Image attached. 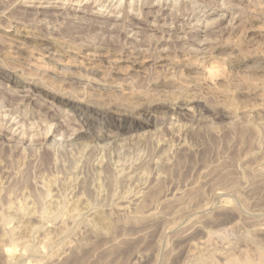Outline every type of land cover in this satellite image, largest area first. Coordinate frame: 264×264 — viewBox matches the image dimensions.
<instances>
[{
	"label": "rangeland",
	"instance_id": "obj_1",
	"mask_svg": "<svg viewBox=\"0 0 264 264\" xmlns=\"http://www.w3.org/2000/svg\"><path fill=\"white\" fill-rule=\"evenodd\" d=\"M149 1L0 0V264L264 259V0ZM47 36L80 57L105 48L114 58L99 69L72 53L56 62L39 45ZM128 36L149 49L139 74ZM197 41L204 55L189 51ZM68 93L81 102L67 103ZM119 107L143 109L146 129L108 130L107 111ZM80 112L94 114L95 128ZM51 199L83 215L40 217Z\"/></svg>",
	"mask_w": 264,
	"mask_h": 264
},
{
	"label": "bare ground",
	"instance_id": "obj_2",
	"mask_svg": "<svg viewBox=\"0 0 264 264\" xmlns=\"http://www.w3.org/2000/svg\"><path fill=\"white\" fill-rule=\"evenodd\" d=\"M147 1V0H146ZM153 0H151V1H149V3L150 2H152ZM163 1V0H162ZM82 2V1H81ZM89 2V1H88ZM109 2V1H108ZM50 3V2H49ZM80 3V2H79ZM81 4V3H80ZM98 4V3H97ZM145 4V3H144ZM157 4V3H156ZM69 5V4H68ZM77 5H78V3H77ZM102 5V4H101ZM146 5V7L147 6H149L148 4H145ZM145 5H143L144 7H145ZM151 5H153V4H151ZM159 5V4H158ZM157 5V6H158ZM161 5V4H160ZM164 5V4H163ZM175 5V4H174ZM64 6V5H63ZM63 6H62V8H63ZM66 6V5H65ZM76 6V5H75ZM100 6V5H99ZM103 6V5H102ZM108 6V5H107ZM122 6V5H121ZM120 6V7H121ZM142 6V5H141ZM211 6V5H210ZM70 7V6H69ZM68 7V8H69ZM80 7H81V5H80ZM94 6H92V8H93ZM128 7H130V6H128ZM145 7V8H146ZM151 7H153V6H151ZM150 6H149V8H151ZM68 8H66V9H68ZM77 8V7H76ZM124 8V7H123ZM164 8H166V5H165V7ZM164 8H162V6H160L159 7V9H164ZM60 9V8H59ZM73 8H71V10H72ZM96 9V8H95ZM144 9V8H143ZM167 9V8H166ZM169 9V8H168ZM60 10H62V9H60ZM73 10H76V9H73ZM79 10V9H78ZM78 10H76V11H78ZM102 10V9H101ZM106 10V9H105ZM165 10V9H164ZM174 10V9H173ZM40 11V10H39ZM104 11V10H103ZM140 11H142V7H141V10ZM148 11H149V9H148ZM153 11V10H152ZM115 12V11H114ZM159 12H163V10L162 11H158V13ZM86 13V12H85ZM99 13V12H98ZM97 13V14H98ZM113 13V12H112ZM117 13V12H116ZM119 13V12H118ZM125 13H126V11H125ZM143 13V12H142ZM147 13V12H146ZM149 13V12H148ZM153 13H157V10H156V12H154L153 11ZM153 13H151V14H153ZM164 13V12H163ZM92 14H94V13H92ZM91 14V15H92ZM115 14V13H114ZM132 14V13H131ZM130 14V15H131ZM85 15V14H84ZM83 15V16H84ZM129 15V16H130ZM133 15H135L134 13H133ZM158 15V14H157ZM161 15H163V14H161ZM165 15V14H164ZM95 16V15H94ZM98 17H100V18H108V19H113V20H118V18H117V16L115 15H111L110 16V13L108 14H104V12H102L101 14H98L97 15ZM123 16H126V14L125 15H123ZM141 16V15H140ZM153 16H155V15H153ZM160 16V15H159ZM132 17V16H131ZM137 17V16H136ZM138 17H139V15H138ZM137 17V18H138ZM145 17V16H144ZM157 17V16H156ZM150 18H151V16H150ZM160 18V17H159ZM122 19H124L123 17H122ZM142 19V18H141ZM157 19V18H156ZM186 19V18H185ZM198 19H200V18H198ZM208 19V18H207ZM116 20V21H117ZM143 20H144V18H143ZM155 20V19H154ZM160 20V19H159ZM201 20V19H200ZM199 20V21H200ZM120 21V20H119ZM124 21V20H123ZM140 21V20H139ZM142 21V20H141ZM202 21H203V19H202ZM126 22V21H125ZM148 22V21H147ZM153 22L154 21H152V23L151 24H148V25H152L153 24ZM186 22V21H185ZM190 22V21H189ZM201 22V21H200ZM64 23V22H63ZM139 23V22H138ZM62 24V23H61ZM100 24V23H99ZM133 24V23H132ZM131 24V25H132ZM140 24V23H139ZM146 24V25H147ZM178 25H180L179 23H177ZM185 24V23H184ZM62 25H64V24H62ZM96 26H97V23L95 24ZM94 25V26H95ZM154 26L155 25H157V24H153ZM189 25H191L190 27H189V29L191 28V29H196L198 26H200V23L198 22V24H193L192 25V23L190 22L189 23ZM126 26V25H125ZM135 26V25H134ZM141 26V25H140ZM160 27H161V25H159ZM167 26H169L168 24H167ZM174 26V25H173ZM181 26V25H180ZM207 26V25H206ZM108 27V26H107ZM109 27H112L113 28V30H115V29H117V28H114V27H117V26H109ZM153 27V26H152ZM156 27V26H155ZM157 27H158V25H157ZM159 27V28H160ZM164 27V26H163ZM177 27H179V26H177ZM184 27V26H183ZM187 27H188V25H187ZM186 27V28H187ZM165 28H167V30H169V31H172V30H175L174 28H175V26L174 27H172L171 26V24H170V27H166L165 26ZM185 28V29H186ZM110 29V28H109ZM108 29V30H109ZM128 29V28H127ZM142 29V28H141ZM154 29V28H153ZM157 29V28H156ZM155 29V30H156ZM184 29V30H185ZM112 30V29H111ZM119 30V29H118ZM121 30V29H120ZM155 30H153V31H155ZM162 29H160V31H161ZM166 30V29H165ZM165 30H164V32H165ZM180 30V29H179ZM123 31V30H122ZM121 31V32H122ZM127 31H129V30H127ZM124 32V31H123ZM183 32V31H182ZM120 33V32H119ZM137 33V32H136ZM136 33L134 32V35L136 36ZM186 33V32H185ZM167 34H168V32H167ZM166 34V35H167ZM169 35V34H168ZM26 36H28V37H31L30 35H26ZM48 37V36H47ZM119 37V36H118ZM171 37V36H170ZM170 37H169V41H167V40H165L166 42H170L171 41V39H170ZM179 37V36H178ZM39 38V37H38ZM128 38L131 40V42L129 41V43L127 44L128 46H132V48L134 49L133 51H130L129 53H130V56L132 57V59H130L131 61H130V64H131V66H130V68L132 69V71L133 72H135V73H137V74H139L140 72H142V70H141V68H143V63H142V61H143V57L145 56V53L146 52H148V50L147 49H141V47H143V46H141L140 48L139 47H137L136 45V43H140L141 42V40L142 39H136V37L135 38H133V36H128ZM174 38V37H173ZM183 37H181L180 39L179 38H177L178 40H185V39H182ZM36 39V38H35ZM25 40H26V38H25ZM22 41V40H21ZM143 41V40H142ZM175 41V40H174ZM190 41V40H189ZM23 42V41H22ZM25 42V41H24ZM92 42H95V41H92ZM177 42V41H176ZM195 42V41H194ZM197 42H199V41H197ZM196 42V44H198V48H196L195 50L193 49V50H190V48H189V51H191V52H194V53H196L197 55H199V54H202V53H204V51H206L207 49L206 48H208V47H206L205 45H206V43H203V41L202 42H199V43H197ZM37 43V42H36ZM145 44H146V42H144ZM189 43V42H188ZM32 44V43H31ZM187 44V43H186ZM24 45V44H23ZM39 45L41 46V48H44L46 51H48L49 53L51 52V54H49L50 56L49 57H52V59L53 60H55L56 62H64V60L66 59V58H68L69 56H70V53H72V54H76V58L78 59H81V57L83 58V59H85L86 61H89L88 62V64L90 63V61H94L93 62V68H98L99 67V64L100 65H102L101 63H105V61H107L106 59H108V57L109 58H111L110 59V61L112 60V58H114V57H110V54L111 53H109L108 52V49L107 50H105V48H104V50H103V52H101V53H99L100 51H91V52H82V56L80 57V56H78V53H75L74 52V50H71L70 49V47H69V45H68V43H67V40L66 41H56L55 39L53 40V39H51V38H42V39H40L39 40ZM141 45H142V43H141ZM147 45V44H146ZM189 45V44H188ZM27 46V45H26ZM38 46V45H37ZM78 46H80V45H78ZM82 46V45H81ZM89 46V45H88ZM126 46V45H125ZM128 46H127V49H128ZM170 46V45H169ZM190 46V45H189ZM193 46V45H192ZM90 47V46H89ZM89 47H86V48H89ZM93 47V46H92ZM135 47V48H134ZM147 47V46H146ZM145 47V48H146ZM38 48V47H37ZM79 48V47H78ZM124 48V47H123ZM126 48V47H125ZM40 49V48H39ZM94 49H99V48H94ZM103 48H101V50H102ZM110 49V48H109ZM129 49H130V47H129ZM84 50V49H83ZM113 51L115 50V49H112ZM171 50V49H170ZM73 51V52H72ZM82 51V50H81ZM110 51V50H109ZM160 51V50H159ZM164 51V50H163ZM162 51V52H163ZM188 51V50H187ZM189 51H188V53H189ZM128 52V51H127ZM166 52H171V51H167V49L165 50V52H163V53H166ZM209 52V51H208ZM113 53V52H112ZM116 53V52H115ZM46 54V53H45ZM147 54V53H146ZM169 54V53H168ZM170 54H172V53H170ZM169 54V55H170ZM193 54V53H192ZM167 55V54H166ZM184 55V54H183ZM186 55V54H185ZM202 55H204V54H202ZM126 56H127V54H126ZM187 56H189V54L187 55ZM121 57H125V56H121ZM116 58V57H115ZM127 58H130L129 57V55H128V57ZM161 58H162V56H161ZM70 60H71V58H69ZM68 59V60H69ZM82 59V60H83ZM163 59V58H162ZM76 60V59H75ZM105 60V61H104ZM114 60V59H113ZM124 60V59H123ZM79 61V60H78ZM163 61V60H162ZM69 62V61H68ZM76 62V61H75ZM80 62V61H79ZM108 62H109V60H108ZM81 64L83 63V62H80ZM80 63L79 64H77V67H81V65H80ZM66 64H68V63H66ZM75 64V63H74ZM84 64H86V62H84ZM79 65V66H78ZM76 66V65H75ZM86 66H87V64H86ZM88 67V66H87ZM101 67V66H100ZM174 67V66H173ZM85 68V67H84ZM92 67H88V68H86V70L85 71H89V72H92V75H96L97 76V74H95V73H97L96 72V69H93ZM66 69V68H65ZM79 69V68H78ZM99 69V68H98ZM66 71H68L67 69H66ZM82 71V70H81ZM84 71V70H83ZM84 71V72H85ZM65 72V71H64ZM69 72V71H68ZM67 72V73H68ZM88 72V73H89ZM74 73V72H73ZM72 73V74H73ZM76 73V72H75ZM87 73V72H86ZM64 74V73H63ZM86 75V74H85ZM90 75V74H89ZM91 76V75H90ZM72 77V76H71ZM75 77V76H74ZM80 77H81V75H80ZM85 77V76H84ZM21 78V77H20ZM85 79V78H84ZM93 79V78H92ZM97 79V78H96ZM127 79H129V82H128V84H131L130 83V78H127ZM127 79H125V80H127ZM82 80V79H81ZM87 81H88V76H87V79H86ZM95 80V79H94ZM132 80V79H131ZM35 81V80H34ZM104 81V80H103ZM95 82V81H94ZM121 82V81H120ZM160 83V81H156L154 84V86H155V89H153V90H155V91H159L160 89H157V88H159V87H161V85L159 84ZM15 83H17V85L18 86H21V87H27L28 85H30V84H33V83H26V82H24V81H22V82H15ZM38 83V82H37ZM36 83V84H37ZM118 83V82H117ZM127 83V82H126ZM125 83V84H126ZM35 84V83H34ZM96 84V83H95ZM94 84V85H95ZM105 84V83H104ZM108 84V83H107ZM100 86H102L101 84H99ZM98 85V86H99ZM106 85V84H105ZM112 85V84H111ZM110 85V86H111ZM117 85V84H116ZM39 86V85H38ZM85 86H88V85H85ZM93 86V85H92ZM104 86V85H103ZM31 87V86H30ZM41 87H42V85H41ZM94 87V86H93ZM116 87V86H115ZM130 88H128L129 90L131 89L132 90V87L131 86H129ZM153 87V86H152ZM168 87V86H167ZM29 88V87H28ZM91 88V87H90ZM75 89V88H74ZM83 89V88H82ZM89 89V88H88ZM123 89V88H122ZM127 89V88H126ZM127 89V90H128ZM135 89V88H134ZM168 89V88H167ZM170 89V88H169ZM44 90V89H43ZM47 90V89H46ZM164 90H166V89H164ZM20 91H22V90H20ZM19 91V92H20ZM24 91H25V89H24ZM27 91H29V90H27ZM62 91H63V89H62ZM67 91V90H66ZM168 91V90H167ZM18 92V91H17ZM31 92V91H30ZM80 92V91H79ZM63 93V92H62ZM77 93V92H76ZM79 94V93H78ZM77 94V95H78ZM82 94H83V92H82ZM91 94V96H92V94L93 93H90ZM82 96V95H81ZM86 96V95H85ZM94 96V95H93ZM96 97V96H95ZM97 97H98V95H97ZM93 98V97H92ZM63 99L65 100V101H67V103H74V104H76V103H80L81 101H80V99L77 97V96H71L69 93H68V95H64V97H63ZM84 101H85V99H84ZM86 102H88V103H93V104H96V102H94V101H92L91 99H89V100H86ZM90 105V107H95L94 105ZM73 105V104H72ZM97 105V104H96ZM83 106H85V108H86V105H83ZM81 107H82V104H81ZM111 107V106H110ZM113 107V106H112ZM122 107H124V106H122ZM65 108V107H64ZM84 108V107H83ZM125 108H127V107H125ZM117 109V110H116ZM87 110H88V108H87ZM105 110H107V109H105ZM114 110V111H113ZM113 110H109V111H107V112H110L109 114L111 115V118L110 117H107V118H109V119H105V121L106 120H108V122H106L105 123V125L107 126L108 125V127H109V129L108 130H110V129H114L115 131L117 130L118 132H122L123 130H126V131H128V132H134V131H136V130H138V129H142V128H145L146 129V125L147 124H149V122L150 121H148L147 120V116H146V112H144V110L143 109H141V108H139V110H133V109H124V108H115V109H113ZM71 111V110H70ZM77 111H80L79 109H77ZM67 112V111H66ZM75 112V111H74ZM79 113V112H78ZM149 114V113H148ZM7 115V114H6ZM10 115V114H9ZM9 115H7V116H9ZM80 115L83 117V119L86 121V124H88V125H91V126H95L94 125V123H96V122H93L91 119L93 118H91V116H93V115H91L90 116V114H88L87 112L86 113H84V112H80ZM96 115H98V114H96ZM2 116V115H1ZM151 116V115H150ZM3 117H4V115H3ZM104 117V116H103ZM6 118V117H5ZM8 118V117H7ZM1 119V118H0ZM4 119V118H3ZM13 119H14V117H13ZM82 119V118H81ZM94 119H96V118H94ZM16 120H17V118H16ZM99 120V119H98ZM103 120V119H102ZM13 121V120H12ZM11 121V122H12ZM5 122H6V120H5ZM1 123V122H0ZM4 123V122H3ZM2 123V124H3ZM6 123H10V122H6ZM6 123H4V124H6ZM102 123V122H101ZM103 123H104V121H103ZM102 125H104V124H102ZM49 127V126H48ZM95 128V127H94ZM107 127H105V129H106ZM3 129H5L4 128V126H3ZM87 129V128H86ZM90 129V128H89ZM88 129V130H89ZM50 130H51V127H50ZM98 130V129H97ZM102 130V129H101ZM7 131H9V130H7ZM14 131H15V129H14ZM78 131V130H77ZM139 131V130H138ZM53 132V131H52ZM83 132V131H82ZM97 132V131H96ZM109 132H111V131H109ZM142 132V131H141ZM140 132V133H141ZM1 133V132H0ZM78 133V132H77ZM106 133V132H105ZM117 133V132H116ZM135 133V132H134ZM2 134V133H1ZM16 134V133H15ZM49 134V133H48ZM79 134H80V131H79ZM100 134H102V133H100ZM128 134V133H127ZM44 135H45V133H44ZM77 135V134H76ZM81 135H83V134H81ZM120 135V134H119ZM74 136V135H73ZM78 136V135H77ZM93 136V135H92ZM101 136V135H100ZM126 136V135H125ZM124 136V137H125ZM143 136V135H142ZM1 137V136H0ZM14 137V136H13ZM75 137V136H74ZM99 137V136H98ZM109 137H111L110 136V134H109V136L107 135V134H105V135H102L101 136V138H109ZM140 137V136H139ZM45 138V137H44ZM47 138V137H46ZM71 138V137H70ZM126 138V137H125ZM1 139V138H0ZM56 139V138H55ZM64 139H68V138H64ZM82 139V138H81ZM113 139V138H112ZM124 139V138H123ZM129 139H130V137H129ZM126 140V139H125ZM65 141V140H64ZM67 141V140H66ZM77 141V140H76ZM113 141V140H112ZM55 142V141H54ZM70 142H71V140H70ZM107 142V141H106ZM111 142V141H110ZM55 143H57V142H55ZM64 143V142H63ZM98 143H100V142H98ZM108 143V142H107ZM58 144H60V143H58ZM74 144H77V142L76 143H74ZM73 144V145H74ZM86 144V143H85ZM88 145H89V142L87 143ZM106 144V143H105ZM67 145V144H66ZM72 145V144H71ZM79 145V144H78ZM107 145V144H106ZM119 145V144H118ZM52 146H53V144H52ZM85 147H86V145H84ZM83 146V144H82V147H84ZM90 146V145H89ZM94 146V145H93ZM76 147V146H75ZM74 147V148H75ZM101 147V146H100ZM105 147V146H104ZM104 147H103V149H104ZM117 147V146H116ZM122 147V146H121ZM51 148V147H50ZM76 148H78V147H76ZM106 148V147H105ZM125 148V147H124ZM123 148V149H124ZM86 149H87V147L85 148V151H86ZM92 149V148H91ZM102 149V148H101ZM108 149H109V147H108ZM127 149V148H126ZM75 150V149H74ZM93 150V149H92ZM116 150V149H115ZM118 150V149H117ZM116 150V151H117ZM94 151V150H93ZM99 151V150H98ZM108 151V150H107ZM110 151V150H109ZM121 151H123V150H121ZM92 152V151H91ZM130 152V151H129ZM93 153V152H92ZM94 153H95V151H94ZM117 153V152H116ZM128 153V152H127ZM98 154V153H97ZM102 154H104V153H102ZM108 154H110V153H108ZM108 154H106V155H108ZM117 154H119V153H117ZM94 155V154H93ZM92 155V156H93ZM121 155V154H120ZM119 155V156H120ZM82 156V155H81ZM113 156H114V154H113ZM103 157H105V156H103ZM107 157V156H106ZM105 157V158H106ZM88 158V157H87ZM92 158V157H91ZM116 158V157H115ZM119 158V157H118ZM127 158V157H126ZM117 159V158H116ZM95 160V159H94ZM101 160V159H100ZM108 160V159H107ZM115 160V159H114ZM117 160H119V159H117ZM127 160V159H126ZM103 161H105V160H103ZM103 161H102V163H103ZM109 161V160H108ZM107 161V162H108ZM116 161V160H115ZM114 161V162H115ZM123 161V160H122ZM91 162H92V160H91ZM99 163V162H98ZM111 163V162H110ZM116 163V162H115ZM125 163H127V162H125ZM92 164V163H91ZM105 164V163H104ZM123 164V163H122ZM129 164V163H128ZM98 165V164H97ZM106 166V165H105ZM111 166V165H110ZM123 166H125V164L123 165ZM104 167V166H103ZM102 167V171H103V168ZM106 167H109V166H106ZM114 167V166H113ZM118 167V166H117ZM95 168V167H94ZM111 168V167H110ZM125 168V167H124ZM107 169V168H106ZM113 169H115V167L113 168ZM122 169V168H121ZM135 169V168H134ZM95 170H96V168H95ZM94 170V171H95ZM112 170V169H111ZM111 170H109V171H111ZM116 170V169H115ZM131 170V169H130ZM140 170V169H139ZM99 171V170H98ZM104 171H105V169H104ZM107 171V170H106ZM106 171H105V173H106ZM121 171V170H120ZM100 172H101V169H100ZM118 172V171H117ZM137 172V171H136ZM103 173V172H102ZM111 173V172H110ZM123 173V172H122ZM129 173V172H128ZM138 174H140L139 172H137ZM95 174V173H94ZM104 174V173H103ZM114 174V173H113ZM116 174V173H115ZM118 174H120V173H118ZM125 174H127V173H125ZM130 174V173H129ZM144 173H142L141 175H143ZM98 175H102V174H98ZM132 175H134V174H131V176ZM145 175V174H144ZM114 176H116V175H114ZM119 176V175H118ZM117 176V177H118ZM103 177V176H102ZM101 177V178H102ZM113 177V176H112ZM140 177V176H139ZM81 178V177H80ZM108 178V177H107ZM123 178V177H122ZM135 178H136V176H135ZM137 179V178H136ZM78 181H79V179H78ZM131 181V180H130ZM81 182V181H80ZM134 182V181H133ZM78 183V182H77ZM79 184V183H78ZM83 192V191H82ZM82 194V193H81ZM79 195V194H78ZM77 196V195H76ZM81 196V195H80ZM87 196V195H86ZM140 196V195H139ZM142 196V195H141ZM140 198V197H139ZM57 199V198H56ZM63 201L65 200V199H63V198H61ZM67 199V198H66ZM85 199H87V198H85ZM58 200V199H57ZM80 200H81V198H80ZM80 200H78L79 202H80ZM90 200V199H89ZM122 200V199H121ZM120 200V201H121ZM140 201L142 200V199H139ZM139 200H138V196H134L131 200H130V202L131 201H138L137 203H139ZM54 201V200H53ZM67 201V200H66ZM73 201H74V199H73ZM85 201V200H84ZM112 201V200H111ZM118 201V200H117ZM67 202H69V200L67 201ZM70 202H72V201H70ZM78 202V203H79ZM89 202V201H88ZM94 202V201H93ZM114 202V201H113ZM73 203V202H72ZM97 203H99V202H97ZM115 203V202H114ZM117 203V202H116ZM119 203V202H118ZM122 204H123V202H121ZM74 204V203H73ZM72 204V205H73ZM100 204V203H99ZM98 204V205H99ZM104 204V203H103ZM120 204V203H119ZM118 204V205H119ZM122 204H121V206L119 205V207H121V209H120V211L122 210V208H123V206H122ZM49 205L50 206H48L47 205V208H49V209H46V207H45V209L44 208H42V210L40 211L41 212V216L40 217H45V218H47V217H50V216H53V217H57V218H60V217H65V216H67V217H69V216H80V214H82L81 212H80V210H79V208L75 205V207L73 208V209H68V205L65 203V202H56V201H54V202H52V199H51V202H49ZM71 205V204H70ZM93 205V204H92ZM74 206V205H73ZM83 206V205H82ZM91 206V205H90ZM105 206V205H104ZM115 206V205H114ZM118 207V208H119ZM227 207V206H226ZM18 208V207H17ZM85 208H86V206H85ZM90 208V207H89ZM92 209L94 208V207H91ZM98 208V207H97ZM104 208V207H103ZM102 208V209H103ZM228 208V207H227ZM100 209H101V207H100ZM124 209V208H123ZM225 209V208H224ZM16 210H19L20 212L22 211V208H18V209H16ZM24 210V209H23ZM103 210H105V209H103ZM103 210H101V211H99V214H97V216H99V218L101 217V219H102V217H104V212H103ZM112 210V209H111ZM82 211V210H81ZM113 211H115V209L113 210ZM82 212H84V211H82ZM88 212H90V211H88ZM118 212H119V209H118ZM116 213V212H115ZM149 213H151V212H149ZM107 214V213H106ZM112 214H114L113 212H112ZM152 214V213H151ZM151 214H149V215H151ZM83 215V214H82ZM84 215H86V214H84ZM148 215V214H147ZM148 215V216H149ZM145 216V215H144ZM73 218H75V217H73ZM106 218V216L104 217V219ZM101 221V220H100ZM212 233V232H211ZM213 234V233H212ZM26 246V248L27 247H29V246H27V245H25ZM31 250H32V248H30ZM227 249V248H226ZM33 251V250H32ZM38 252V251H37ZM227 253V252H226ZM223 255H225V254H223ZM21 257V256H20ZM22 257H23V255H22ZM21 257V258H22ZM198 259V258H197ZM196 259H194V261H195ZM209 260V259H208ZM207 259H206V261H208ZM225 262L223 263V264H264V259H258V260H253V259H251V258H249V257H244L243 259H241V258H235V257H231V256H225ZM205 261V260H204ZM196 263V262H195ZM196 264H205V262H203V261H200L199 263H196ZM207 264V263H206Z\"/></svg>",
	"mask_w": 264,
	"mask_h": 264
}]
</instances>
